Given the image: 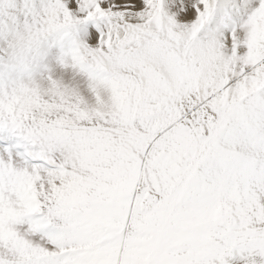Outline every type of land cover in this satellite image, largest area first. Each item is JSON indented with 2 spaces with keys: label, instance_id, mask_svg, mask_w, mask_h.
I'll return each mask as SVG.
<instances>
[{
  "label": "snow or ice",
  "instance_id": "1",
  "mask_svg": "<svg viewBox=\"0 0 264 264\" xmlns=\"http://www.w3.org/2000/svg\"><path fill=\"white\" fill-rule=\"evenodd\" d=\"M0 264H264V0H0Z\"/></svg>",
  "mask_w": 264,
  "mask_h": 264
},
{
  "label": "rangeland",
  "instance_id": "2",
  "mask_svg": "<svg viewBox=\"0 0 264 264\" xmlns=\"http://www.w3.org/2000/svg\"><path fill=\"white\" fill-rule=\"evenodd\" d=\"M134 232H135V229L132 227L131 223H129L128 227L125 228L122 233H118L115 235H109L107 239L103 241V244L105 246H112V247L119 248L121 251H123L124 247L129 242V237Z\"/></svg>",
  "mask_w": 264,
  "mask_h": 264
}]
</instances>
